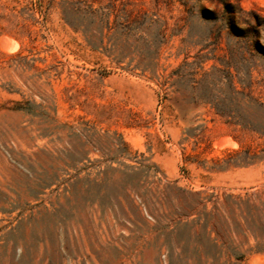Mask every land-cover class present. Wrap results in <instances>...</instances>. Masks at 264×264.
<instances>
[{"label":"rangeland","instance_id":"rangeland-1","mask_svg":"<svg viewBox=\"0 0 264 264\" xmlns=\"http://www.w3.org/2000/svg\"><path fill=\"white\" fill-rule=\"evenodd\" d=\"M105 1L0 0V264H264V0Z\"/></svg>","mask_w":264,"mask_h":264},{"label":"trees","instance_id":"trees-1","mask_svg":"<svg viewBox=\"0 0 264 264\" xmlns=\"http://www.w3.org/2000/svg\"><path fill=\"white\" fill-rule=\"evenodd\" d=\"M85 1L86 3H92L94 1H98L99 3H103V2H107L105 0H83ZM56 3V0H49V4L50 5H53ZM220 3H222V11L226 14L228 12H233V8L235 7V3L232 2V0H221ZM61 4V3H60ZM59 4V5H60ZM108 4V7L112 8V9H115L116 8V4L113 3V2H109L107 3ZM127 5L128 6H132V2H127ZM61 9H62V18L65 22H67L68 24H70L71 26H73L71 24V22L66 18V15H65V8L63 9V6L62 4L60 5ZM239 7V6H238ZM241 11H244L242 8H239ZM250 26V25H249ZM247 35H250V34H247ZM252 36V35H251ZM254 36V35H253ZM103 40V38H102ZM255 43L251 41V44L250 46H248V52L251 53V56H256L255 53L252 52L251 50V46L254 45ZM259 45V44H258ZM93 47H95L93 45ZM247 52V53H248ZM255 60V59H254ZM253 71H254V66H249L247 69H246V74L248 76V82L245 84V86H243V89L240 91V96L243 98V99H247L249 100L250 102H254L255 105L257 104L259 106V108L263 109L264 110V102H262L260 100V97L259 96H256L255 93H254V81H253ZM231 74V73H230ZM230 82L232 83V79L230 80ZM244 129L243 130H246V131H250L252 133H255V134H258L259 137H264V130L262 128H259L258 126H247V124H244Z\"/></svg>","mask_w":264,"mask_h":264},{"label":"bare ground","instance_id":"bare-ground-1","mask_svg":"<svg viewBox=\"0 0 264 264\" xmlns=\"http://www.w3.org/2000/svg\"><path fill=\"white\" fill-rule=\"evenodd\" d=\"M6 39V38H5Z\"/></svg>","mask_w":264,"mask_h":264}]
</instances>
